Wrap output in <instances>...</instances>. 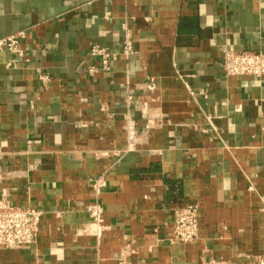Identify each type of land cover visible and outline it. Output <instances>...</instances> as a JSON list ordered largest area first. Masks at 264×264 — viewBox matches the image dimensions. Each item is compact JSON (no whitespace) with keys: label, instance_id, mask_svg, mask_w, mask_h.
<instances>
[{"label":"crops","instance_id":"0c3cea01","mask_svg":"<svg viewBox=\"0 0 264 264\" xmlns=\"http://www.w3.org/2000/svg\"><path fill=\"white\" fill-rule=\"evenodd\" d=\"M18 32L22 55L0 51V196L42 216L0 264H259L264 75L221 62L264 53V0H0V37ZM126 34L133 53L90 55ZM188 202L198 234L170 244Z\"/></svg>","mask_w":264,"mask_h":264},{"label":"built area","instance_id":"2783aa9c","mask_svg":"<svg viewBox=\"0 0 264 264\" xmlns=\"http://www.w3.org/2000/svg\"><path fill=\"white\" fill-rule=\"evenodd\" d=\"M21 37V32L0 37V51L6 49L11 53L22 55L18 45ZM133 52V44L128 34L117 51H111L97 44L90 48V55L99 57L103 68L107 67L109 60H114L119 55L127 56ZM221 68L225 75L262 76L264 75V53L259 50L224 49ZM88 70L92 72L93 68ZM43 79H46V76H43ZM125 120L126 136L132 144L136 140L135 125L129 118ZM101 184L102 179L98 178L93 182V188L97 189ZM85 209L94 227L91 230L94 235L98 236L101 230L103 208L99 202L94 201L86 205ZM198 215V207L194 202H188L176 208L173 215L172 232L168 238L169 243H188L194 240L198 234ZM41 216L42 213L38 210L15 206L6 197L0 196V249H21L34 243Z\"/></svg>","mask_w":264,"mask_h":264},{"label":"rangeland","instance_id":"374dc122","mask_svg":"<svg viewBox=\"0 0 264 264\" xmlns=\"http://www.w3.org/2000/svg\"><path fill=\"white\" fill-rule=\"evenodd\" d=\"M259 264H264V257H261L259 260H258Z\"/></svg>","mask_w":264,"mask_h":264}]
</instances>
